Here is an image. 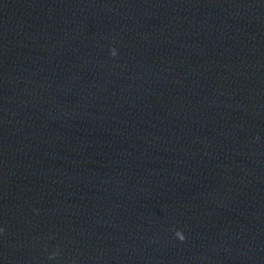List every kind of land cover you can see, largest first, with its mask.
Returning a JSON list of instances; mask_svg holds the SVG:
<instances>
[{"label": "water", "instance_id": "water-1", "mask_svg": "<svg viewBox=\"0 0 264 264\" xmlns=\"http://www.w3.org/2000/svg\"><path fill=\"white\" fill-rule=\"evenodd\" d=\"M0 229V264H264V0H0Z\"/></svg>", "mask_w": 264, "mask_h": 264}, {"label": "clouds", "instance_id": "clouds-1", "mask_svg": "<svg viewBox=\"0 0 264 264\" xmlns=\"http://www.w3.org/2000/svg\"><path fill=\"white\" fill-rule=\"evenodd\" d=\"M111 54L113 56H116L117 55V50L115 48H113L111 50ZM0 231H2V229H0ZM175 236L180 240V241H184L186 239L184 233L182 230H175Z\"/></svg>", "mask_w": 264, "mask_h": 264}]
</instances>
